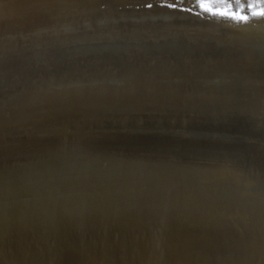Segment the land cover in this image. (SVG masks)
<instances>
[{
    "label": "rangeland",
    "instance_id": "1",
    "mask_svg": "<svg viewBox=\"0 0 264 264\" xmlns=\"http://www.w3.org/2000/svg\"><path fill=\"white\" fill-rule=\"evenodd\" d=\"M169 2L0 0V264L28 262L29 254L39 256L29 264H44L48 255L51 264H82L84 257L67 263L66 242L94 213L108 226L120 223L115 256L109 261L102 248L96 264H264V246L256 239L261 224L251 213L259 211L264 221V19L246 9L249 21L236 23L195 15V0H181L192 13L165 7ZM133 207L142 209L138 216Z\"/></svg>",
    "mask_w": 264,
    "mask_h": 264
},
{
    "label": "bare ground",
    "instance_id": "2",
    "mask_svg": "<svg viewBox=\"0 0 264 264\" xmlns=\"http://www.w3.org/2000/svg\"><path fill=\"white\" fill-rule=\"evenodd\" d=\"M89 1H90V0H89ZM124 2H125V1H124ZM182 2H183V1H182ZM4 17H5V16H4ZM247 56H248V55H247ZM249 57H250V55H249ZM251 57H252V56H251ZM251 57L248 58V59H251ZM253 59H254V58H253ZM249 62H250V61H249ZM253 63H254V60H253ZM251 64H252V62H251ZM251 64H250V65H251ZM249 81H250V80H249ZM254 82H255V81H254ZM242 84H243V83H242ZM252 84H253V83H252ZM154 85H155V84H154ZM246 85H247V84H246ZM253 85H254V84H253ZM248 86H249V85H248ZM248 86H246V87L248 88ZM154 87H155V86H154ZM207 87H209V86H207ZM207 87H206V88H207ZM249 87H250V86H249ZM155 88H156V87H155ZM145 89H146V88H145ZM209 89H210V88H209ZM248 89H249V88H248ZM152 93H153V92H152ZM165 93H166V92H165ZM179 93H180V92H179ZM179 93H178V94H179ZM157 94H158V93H157ZM172 94H173V93H172ZM151 95H152V94H151ZM155 95H156V94H155ZM180 95H181V94H180ZM156 96H157V95H156ZM159 96H160V95H159ZM167 96H169V95H167ZM167 96H165V97H167ZM175 97H176V96H175ZM157 98H158V97H157ZM151 102H152V101H151ZM151 102H150V103H151ZM150 103H149V104H150ZM117 165H119V164H117ZM119 166H120V165H119ZM51 167H52V166H51ZM47 168H48V167H47ZM124 168H125V167H124ZM135 168H136V167H135ZM135 168H134V169H135ZM125 169H126V168H125ZM130 169H131V168H130ZM134 169H133V170H134ZM121 170H122V168H121ZM131 170H132V169H131ZM141 170H142V169H141ZM145 170H146V169H145ZM139 171H140V169H139ZM142 171H143V170H142ZM142 171H140V172H142ZM150 171H152V170L150 169ZM95 172H96V171H95ZM127 172H128V171H126L125 173L128 175ZM130 172H131V171H130ZM136 172H137V171H136ZM145 172H147V171H145ZM148 172H149V171H148ZM116 173H117V172H116ZM118 173L120 174L121 172H118ZM133 173H134V172H132V173H130V174L132 175ZM143 173H144V172H143ZM155 173H156V172H155ZM113 174H114V173H113ZM134 174H135V173H134ZM134 174L132 175L133 178H134ZM139 174H140V173H139ZM141 174H142V173H141ZM146 174H147V173H146ZM150 174H151V172H150ZM152 174H153V173H152ZM159 174H160V173H159ZM159 174H158V176H159ZM78 175H79V174H78ZM121 175H125V174H122V173H121ZM144 175H145V174H144ZM148 175H149V174H148ZM216 175L218 176V174H216ZM132 176H131V177H132ZM136 176H137V175H136ZM138 176H139V175H138ZM153 176H154V175H153ZM161 176H162V175H161ZM217 176H216V177H217ZM221 176H222V175H221ZM99 177H100V176H99ZM113 177H114V176H113ZM128 177H129V176H128ZM139 177L142 178L143 175H142V177H141V176H139ZM148 177H150V176H148ZM148 177H147V178H148ZM151 177H152V175H151ZM154 177H155V176H154ZM156 177H157V176H156ZM156 177H155L154 179H156ZM73 178H74V177H73ZM125 178H127V177H125ZM136 178H138V177H136ZM143 178H144V177H143ZM157 178H158V177H157ZM207 178H208V177H207ZM207 178H206V180H207ZM210 178H211V177H210ZM210 178H209V179H210ZM212 178H213V176H212ZM212 178H211V179H212ZM60 179H61V178H60ZM122 179H123V178H122ZM144 179H145V178H144ZM152 179H153V177H152L150 180H152ZM154 179H153L152 181H154ZM161 179H162V178H161ZM79 180H80V178H79ZM139 180H140V179H139ZM139 180H138V181H139ZM145 180H146V179H145ZM147 180H149V179H147ZM165 180H166V178H165ZM141 181L144 182V180H141ZM168 181H169V180H168ZM209 181H210V180H209ZM211 181H212V180H211ZM211 181H210V182H211ZM146 182H147V181H146ZM149 182H150V181H149ZM149 182H147V183H149ZM198 182H199V181H198ZM210 182H209V183H210ZM144 183H145V182H144ZM153 183H156V182H153ZM202 183H204V184L206 183V184H207L208 181L205 182V180H204V182H202ZM164 184H166V183H164ZM173 184H174V181H173ZM149 185H151V183H150ZM149 185H147V186H149ZM152 185H153V184H152ZM154 185H155V184H154ZM209 185H211V184H209ZM209 185H203V186H205V188H206V186L209 187ZM228 185H229V184H228ZM165 186H166V185H165ZM172 186H173V185H172ZM194 187H195V186H194ZM211 187H213V186H211ZM217 187H218V186H217ZM217 187H216V188H217ZM219 187H220V186H219ZM219 187H218V189H219ZM226 187L228 188L229 186L226 185ZM169 188H170V187H169ZM224 188H225V187H224ZM227 188H226V189H227ZM231 188H232V187H231ZM4 189H5V188H4ZM175 189H176V188H175ZM211 189H212V188H211ZM221 189L224 190L222 187H221ZM226 189H225V190H226ZM232 189H233V188H232ZM170 190H171V189H170ZM215 190H216V189H215ZM215 190H214V191H215ZM236 190H237V189H236ZM230 191H231V189H230ZM233 191H235V189H234ZM0 192H2V191H0ZM221 192H222V191H221ZM231 192H232V191H231ZM237 192H239V191H237ZM237 192H235V193H237ZM224 193H225V192H224ZM233 193H234V192H233ZM233 193H232V194H233ZM240 193H241V192H240ZM0 194H1V193H0ZM216 194H217V193H216ZM220 194H221V193H220ZM232 194H230V195H231V196L235 195V194H233V195H232ZM241 194H242V193H241ZM241 194H240V196H241ZM2 195H3V194H2ZM213 195H214V193H213ZM217 195H219V194H217ZM223 195H224V194H223ZM225 195L227 196V195H229V194H225ZM225 195H224V196H225ZM238 195H239V194H238ZM187 196H188V195H187ZM191 196H192V195H191ZM219 196H220V199L222 200L221 195H219ZM226 196H225V197H226ZM242 196H243V195H242ZM229 197H230V196H229ZM234 197H235V196H234ZM234 197H233V198H234ZM215 198H216V197H215ZM233 198H232V199H233ZM236 198H238V196H237ZM236 198H235V199H236ZM247 198H248V197H247ZM5 199H6V198H5ZM184 199H185V197H184ZM191 199H192V198H191ZM191 199H190V200H191ZM193 199H194V198H193ZM223 199H224V197H223ZM228 199L230 200V198H228ZM232 199H231V200H232ZM235 199H234V200H235ZM240 199L242 200V197H241ZM240 199H238V202L240 201ZM245 199H246V197H244V200H245ZM248 199H249V198H248ZM248 199H247V200H248ZM1 200H2V199H1ZM3 200H4V199H3ZM187 200H189V199H187ZM187 200H184V201L187 202ZM217 200H219L218 197H217ZM225 200H227V199H225ZM225 200H224V201H225ZM229 200H228V201H229ZM184 201H183V202H184ZM219 201H220V200H219ZM224 201H223V204H224ZM60 202H61V201H60ZM191 202H192V201H190V204H192ZM193 202H194V201H193ZM220 202H222V201H220ZM235 202H236V201H235ZM235 202H234V203H235ZM238 202H237V203H238ZM246 202H247V201H246ZM180 203H181V202H179V204H180ZM188 203H189V202H188ZM232 203H233V202H232ZM240 203H243L242 206H241L242 208H243V205L245 206V204H246V203L244 204L243 201H241ZM249 203H250L249 205L252 207V206H253V205H251L252 202L250 201ZM226 204H227V203H226ZM57 205H58V204H57ZM59 205H60V203H59ZM64 205H65V204H64ZM229 205H230V204H229ZM232 205H233V204H232ZM235 205H236V203H235ZM247 205H248V204H247ZM177 206H178V205H177ZM181 206H183V205H181ZM184 206H185V205H184ZM184 206H183V208H184ZM187 206H188V204H187ZM187 206L185 207V209L188 208ZM190 206L192 207V205H190ZM190 206H189V207H190ZM230 206H231V205H230ZM236 206H237V205H236ZM236 206H235L236 211H237L239 208H241V207H239V208L237 209ZM239 206H240V204H239ZM171 207H172V206H171ZM198 207H199V206H198ZM227 207H228V205H227ZM227 207H226V209H227ZM233 207H234V206H233ZM247 207H248V206H247ZM255 207H256V205H255ZM255 207L253 206L254 209L257 208V207L255 208ZM60 208H61V207H60ZM139 208H140V207H139ZM160 208H161V207H160ZM160 208H158V209H160ZM173 208H174V207H173ZM178 208H179V207H178ZM193 208H194V207H193ZM199 208H200V207H199ZM245 208H246V207H245ZM245 208H243L244 211L246 210ZM249 208H250V207H249ZM249 208H247L248 211L250 210ZM158 209H157V210H158ZM165 209H167V208H165ZM165 209H164V211H166ZM168 209H169V208H168ZM176 209H177V208H176ZM180 209H182V208H180ZM190 209H191V211H192V208H190ZM224 209H225V208H224ZM231 209H233V208H231ZM243 209H242V211H243ZM251 209H252V208H251ZM254 209H253L252 211H254ZM58 210H59V209H58ZM130 210H131V209H130ZM133 210H134V207H133ZM138 210H142V209L140 208V209H137V210H136V208H135L134 211L137 212ZM154 210H155V209H154ZM171 210H172V209H171ZM171 210H170V211H171ZM173 210H174V209H173ZM173 210H172V212H173ZM196 210H197V209H196ZM196 210H193V212H195ZM219 210L221 211V210H223V208H222V209H219ZM229 210H230V208H229L228 210H226V212H229ZM240 210H241V209H240ZM256 210H258V209H256ZM131 211H132V210H131ZM131 211H130V212H131ZM164 211H161V212H164ZM167 211H168V210H167ZM170 211H169V212H170ZM183 211H184V210H183ZM185 211H186V210H185ZM185 211H184V212H185ZM191 211H190V213H191ZM200 211H202V210H200ZM210 211H211V209H210ZM213 211H215V210H213ZM213 211H212V212H213ZM232 211L234 212V210H232ZM232 211H230V212L232 213ZM250 211H251V210H250ZM66 212H67V211H66ZM66 212H65V213H66ZM96 212H97V211H96ZM123 212H125V211H122V212L120 213V215H121ZM126 212L128 213V211H126ZM126 212H125V213H126ZM132 212H133V211H132ZM135 212H133V213H135ZM138 212H140V211H138ZM138 212H137V215L135 214L136 216H138ZM155 212H156V211H155ZM159 212H160V211H159ZM172 212H170V213H172ZM177 212H179V211H177ZM184 212H182V215L184 214ZM186 212L188 213L189 210L186 211ZM193 212H192V214H197V213H198V212H197V213H193ZM203 212H204V211H203ZM203 212H202V215L204 214ZM223 212H224V210H223ZM237 212H239V210H238ZM125 213H124V215H125ZM127 213H126V214H127ZM133 213H132V215H134ZM145 213H147V211H146ZM148 213H149V211H148ZM152 213H153V212H152ZM152 213H150V214L152 215ZM166 213H167V212H166ZM170 213H169V214H170ZM174 213L176 214V210H175V212H173V214H174ZM219 213H220V212H219ZM242 213L246 215V212H245V213L242 212ZM251 213H254L256 217L258 216V219H259V220H258V223L261 224V229H258V233H257V238H256V239H258V240L260 241V243L264 246V236H263V237H262L261 235L258 236L259 234H264V221H263L262 218H261V217H262V213H260L259 211L251 212ZM63 214H64V213H63ZM68 214H69V213H68ZM87 214H88V213H87ZM139 214H140V213H139ZM156 214H158V213H156ZM159 214H163V213H159ZM167 214H168V213H167ZM175 214H174V215H175ZM192 214H190L191 217H192ZM198 214H201V213H198ZM205 214H206V213H205ZM213 214H214V213H213ZM213 214H212V215H213ZM215 214H216V211H215ZM223 214H224V213H223ZM243 214H242V215H243ZM59 215H60V214H59ZM76 215H77V214H76ZM115 215H116V214H113V217H114ZM124 215H123V217H124ZM128 215H129V214H128ZM135 215H134V216H135ZM145 215H146V214H145ZM151 215L148 216V214H147L145 217L148 216V217L151 218ZM165 215H166V214H165ZM170 215H172V214H170ZM170 215H169V216H170ZM177 215H178V214H177ZM177 215H176V216H177ZM182 215H181V216H182ZM190 215H189V213L187 214V216H190ZM217 215H219V214H217ZM220 215H221V213H220ZM225 215H227V214H225ZM225 215H223V216L225 217ZM228 215H229V214H228ZM242 215H241V216H242ZM249 215L252 216V214H250V212H249ZM249 215H246V217L249 216ZM63 216H64V215H63ZM66 216H68V215H66ZM74 216H75V215H74ZM87 216H88V215H87ZM107 216H108V215H107ZM111 216H112V215H111ZM125 216H126V215H125ZM130 216H131V215H129L128 217L130 218ZM134 216H133L132 218H134ZM143 216H144V213H143ZM143 216H142V217H143ZM158 216H159V215H158ZM179 216H180V215H179ZM181 216H180V217H181ZM184 216H185V214H184ZM184 216H182V217H184ZM187 216L184 218V220H186V218H187V219L190 218V217H187ZM195 216H196L197 219H198V215H195ZM204 216H205V215H203V217H204ZM214 216H216V215H214ZM237 216H240V215L238 214ZM241 216H240V217H241ZM251 216H250V217H251ZM69 217H70V216H69ZM80 217H81V216H78V219H80ZM116 217H117V215H116ZM119 217H122V216H119ZM128 217H127V218H128ZM139 217H140V216H139ZM160 217H161V218H162V217L165 218V217H167V216H164V215L161 216V215H160ZM173 217H174V216H173ZM210 217H213V216H210ZM216 217H217V216H216ZM220 217H221V216H220ZM232 217H233V215H232ZM234 217H235V216H234ZM246 217H244V215H243L242 218H246ZM250 217H249L248 221L250 220ZM252 217H253V216H252ZM66 218H68V217H65V219H66ZM76 218H77V217H76ZM81 218H83V217H81ZM111 218H112V217H111ZM150 218H149V220H150ZM152 218H154V217H152ZM156 218H157V217H156ZM156 218H155V219H156ZM158 218H159V217H158ZM158 218H157V220H158ZM170 218H171V217H170ZM174 218H175V217H174ZM177 218H178V216L176 217L175 222H177ZM194 218H195V217H194ZM200 218H201V216H200ZM205 218L207 219V214H206V217H205ZM221 218H222V217H221ZM226 218H227V217H226ZM228 218H229V217H228ZM237 218H238V217H237ZM242 218H240V220H241ZM69 219H70V218H68L67 221H68ZM78 219H76V220H78ZM87 219H88V220L86 221V223H84L82 226H80V227L76 226V227H74L73 231H70V233H72L71 237L74 238V239L71 240V241H69L68 238H67L68 241L66 240V241H67V242H66V249L68 250V253L70 252V253L67 254V255H70V254H71V256H70L71 258H69V259H72V261L67 262V259H66L65 261H66L67 263H70V262H76L77 258H82V257H84L83 259H85L86 261H85V260L82 261V264H96L95 261L97 260V258H98V260H99L100 257H101V256H100L101 253H100L99 255H97V252H99L102 248H103L102 250H104V255H103V256H107L106 258H108V260H109V258H112V257L115 256V255L113 256V252H114V249H115V246H116V236H117L116 234H118V233H117V232H118V229H117L118 227H116V226H118L120 223L117 225V223H118V222H117V223L115 224L114 227H112L113 225H112V226H110V225L108 226V225H107V224H108V223H107L108 221L105 220V218H103L101 215H99V214H95V213H94L93 215H91V216H88ZM114 219H116V218H114ZM121 219H122V218H121ZM142 219H143V218H142ZM146 219H147V218H146ZM180 219H181V218H180ZM190 219H191V218H190ZM190 219H189V220H190ZM208 219H209V216H208ZM214 219H216V221H217V218H214ZM63 220H64V218H63ZM70 220H71V219H70ZM108 220H109V219H108ZM123 220H124V219H123ZM125 220H126V218H125ZM131 220H132V219H131ZM144 220H145V219H144ZM147 220H148V219H147ZM151 220L153 221V219H151ZM159 220H160V218H159ZM159 220H158V221H159ZM164 220H165V219H163V222H164ZM178 220H179V219H178ZM181 220H182V219H181ZM181 220H179V221L181 222ZM192 220H193V219H192ZM192 220H191V221H192ZM222 220H223V219H222ZM222 220H221V221H222ZM225 220H226V219H225ZM230 220H233V219H230ZM236 220H237V219H236ZM238 220H239V218H238ZM238 220H237V221H238ZM245 220H246V219H245ZM59 221H60V219H59ZM67 221H66V223H67ZM112 221H113V220H112ZM118 221H119V220H118ZM127 221H129V220L127 219ZM155 221H156V220H155ZM158 221H156V222H158ZM160 221H161V220H160ZM169 221H170V220H167L168 223L165 222L166 224H169L168 227H170V225H172L171 223H169ZM186 221H187V220H186ZM191 221H190V222H191ZM195 221H196V220H195ZM198 221H199V220H198ZM198 221H196V222H198ZM200 221H202V219H201ZM205 221H206V220H205ZM207 221H208V222H207ZM207 221H206V222L209 224L210 220H207ZM212 221L214 222L213 219H212ZM212 221H211V223H213ZM227 221H228V220H227ZM227 221H226V223L228 224L229 222H227ZM234 221H235V220H234ZM243 221H244V219H243ZM259 221H260V222H259ZM43 222H44V221H43ZM48 222H49V221H48ZM48 222H47V223H48ZM56 222H57V220H56ZM69 222H70V221H69ZM115 222H116V221H115ZM125 222H126V221H125ZM134 222H135V221H133V223H134ZM138 222H139V221H138ZM145 222H146V226H145V227H147V226L149 225V222H147V221H145ZM172 222H173V220H172ZM175 222H174V223H175ZM182 222H183V221H182ZM190 222H189V224H190ZM206 222H204V223H206ZM232 222H233V221H232ZM235 222H236V221H235ZM251 222H252V219H251ZM60 223H61V224H62V223L64 224L65 222L63 221V222H60ZM66 223H65V224H66ZM71 223H72V222H71ZM71 223H69V224H71ZM76 223H77V222H76ZM131 223H132V222H131ZM135 223H136V222H135ZM143 223H144V221H143ZM147 223H148V225H147ZM159 223H160V222H158V224H159ZM165 223H164V224H165ZM186 223H188V221L185 222V224H186ZM191 223H193V222H191ZM194 223H195V222H194ZM194 223H193V224H194ZM202 223H203V221H202ZM217 223H218V221H217ZM240 223H241V222H240ZM244 223H245V222H243V225H242V226H244V225L246 224V223H245V224H244ZM253 223H255V222H254V219H253ZM40 224H42V222H41ZM65 224H64V225H65ZM81 224H82V223H81ZM129 224H130V223H129ZM139 224L142 225L140 222H139ZM153 224H154V223H153ZM153 224H152V225H153ZM161 224H163V223H161ZM161 224H160V225H161ZM164 224H163V225H164ZM185 224H184V225H185ZM189 224H187V225L189 226V228H190V226H191V228L194 227L193 224H192L193 227H192V225H189ZM198 224L202 225L201 223H198ZM214 224H216V223H214ZM223 224H224V223H223ZM223 224H222V225H223ZM232 224H233V223H232ZM234 224L236 225V223H234ZM238 224H239V223H238ZM247 224H248V222H247ZM249 224H250V223H249ZM5 225H6V224H5ZM32 225H33V224H32ZM36 225H37V224H36ZM38 225H39V224H38ZM43 225H44V224H43ZM64 225H63V226H64ZM131 225H132V224H131ZM152 225H151V228H152ZM155 225H156V223H155ZM163 225H162V227H163ZM176 225H178V223H177V224L175 223V226H176ZM182 225H183V224H182ZM187 225H186V226H187ZM200 225H199V226H200ZM209 225H210V224H209ZM219 225H220V224H219ZM40 226H41V227H40ZM40 226H39V227H40L39 229L42 228V225H40ZM49 226H50V224H49ZM51 226H52V225H51ZM122 226H123V225H122ZM126 226H128L127 223H126ZM132 226H133V225H132ZM132 226H131V227H132ZM143 226H144V225H143ZM143 226H142V227H143ZM156 226H157V225H156ZM156 226H155V228H156ZM158 226H159V225H158ZM195 226H197V225H195ZM199 226H198L197 228H199ZM206 226H207V225H206ZM206 226L204 225V227H206ZM210 226H211V228H212L213 224H211ZM210 226H209V228H210ZM215 226H216V225H215ZM225 226H226V225H225ZM242 226H241V227H242ZM248 226H249V225H248ZM250 226H251V225H250ZM250 226H249V227H250ZM56 227H57V226H56ZM60 227H61V225H60ZM66 227H67V225H66ZM131 227H130V228H131ZM139 227H140V226H139ZM142 227H141V228H142ZM145 227H144V228H145ZM149 227H150V225L146 228L147 231H148V229H150ZM160 227H161V226H160ZM162 227H161V228H162ZM164 227H165V226H164ZM164 227H163V229H161V228H160V229H161L162 231L165 229V231L168 232V230L166 229V228H167V225H166V228H164ZM180 227H181V226L176 227V228L181 229ZM183 227H184V226H183ZM221 227H223V226H221ZM221 227H220V229H221ZM231 227H232V226H231ZM231 227H230V228H231ZM235 227L237 228V226H235ZM235 227H234V228H235ZM238 227H240V226H238ZM241 227H240V228H241ZM245 227H246V226H245ZM245 227H244V228H245ZM249 227H248V229H249ZM29 228H30V227H29ZM57 228H58V227H57ZM68 228H69V227H68ZM122 228H123V227H122ZM125 228H126V227H125ZM133 228H134V227H133ZM172 228H173V229H171V228H169V229H171V230L173 231V233H174V230H175V229H174L173 226H172ZM186 228H187V227H186ZM189 228H187V231L185 230L187 233L190 231ZM215 228L217 229V227H215ZM223 228H224V227H223ZM228 228H229V227H228ZM230 228H229V229H230ZM232 228H233V227H232ZM234 228H233V229H230V230H233V231H234ZM254 228H255V225H254ZM21 229H22V228H21ZM27 229H28V228H27ZM32 229L34 230L35 228L33 227ZM36 229H37V228H36ZM39 229H37V230H39ZM49 229H50V228H49ZM61 229H62V228H61ZM64 229H65V227H64ZM69 229H70V228H69ZM123 229H124V228H123ZM158 229H159V228H158ZM158 229H156L157 232H158ZM183 229H184V228H183ZM188 229H189V231H188ZM193 229H194V228H193ZM203 229H204V228H203ZM207 229H208V228H207ZM207 229L205 228L204 231L207 230ZM216 229H215V230H216ZM25 230H26V229H24V232H23V231H22V232H23V233H26ZM41 230H42V229H41ZM52 230H53V228L51 229V231H52ZM62 230H63V229H62ZM62 230H61V231H62ZM128 230H129V228H128ZM128 230H127V231H128ZM200 230H201V229H200ZM215 230L212 229V231H215ZM217 230H219V229H217ZM217 230H216V231H217ZM221 230H222V229H221ZM238 230H240V229L237 228V231H238ZM242 230H243V229H242ZM254 230H256V229H254ZM254 230H253V231H254ZM26 231H29V230H26ZM44 231H46V230H44ZM68 231H69V230H68ZM119 231H120V230H119ZM134 231H136V230H134ZM142 231H143V230H142ZM179 231H180V230H179ZM198 231H199V230H197V232H196V231H195V232L198 233ZM204 231H201L202 234L204 233ZM224 231H225V228H224ZM224 231H222V232H224ZM226 231H227V230H226ZM226 231H225V232H226ZM248 231H250V230H248ZM11 232H12V231H11ZM13 232H15V230H14ZM20 232H21V231H20ZM22 232H21V234H22ZM30 232H32V231H30ZM33 232H34V231H33ZM40 232H41V231H40ZM49 232H50V230H49ZM49 232H48V234H49ZM62 232H63V231H62ZM64 232H66V231L64 230ZM64 232H63L64 235L61 234L63 237L70 236V235H68L67 233H64ZM144 232H145V231H144ZM144 232H143V233H144ZM152 232H153V230H152ZM154 232H155V231H154ZM159 232H161V231H159ZM169 232H171V231L169 230ZM169 232H168V233H169ZM175 232H176V231H175ZM186 232H184V233L186 234ZM190 232H191V231H190ZM190 232H189V235L192 234V233H190ZM195 232L193 231V233H195ZM210 232H211V231H210ZM219 232H220V231H219ZM234 232H236V231H234ZM255 232H256V231H255ZM9 233H10V232H9ZM52 233H53V232H52ZM60 233H61V232H60ZM120 233H121V232H120ZM136 233H137V232H135V234H136ZM149 233H151V230L149 231ZM161 233H162V232H161ZM173 233H171V235H172ZM178 233H180V232H176L175 234L177 235ZM181 233H182V232H181ZM181 233H180V234H181ZM199 233H200V232H199ZM205 233H206V232H205ZM217 233H218V232H217ZM227 233H228V232H227ZM231 233H233V232L231 231V232H230V235H231ZM237 233H238V232H237ZM239 233H241V232H239ZM239 233H238V234H239ZM243 233H244V232H243ZM252 233H253V232H252ZM12 234H14V233H12ZM16 234H18V232H17ZM21 234H20V236H21ZM36 234H38V233H36ZM56 234H57V232H56ZM152 234H153V236L155 235L154 233H152ZM156 234H157V233H156ZM175 234H174V235H175ZM185 234H184V235H185ZM207 234H208V233H207ZM207 234H205V236H206ZM209 234H210V233H209ZM209 234H208V235H209ZM222 234H223V233H222ZM224 234H225V233H224ZM241 234H242V233H241ZM0 235H1V234H0ZM2 235H3V233H2ZM5 235H6V233H5ZM14 235H15V234H14ZM22 235H23V234H22ZM24 235L28 236L27 233L24 234ZM29 235H30V233H29ZM51 235H52V234H51ZM51 235H50V236H51ZM65 235H66V236H65ZM137 235H138V234H137ZM144 235H145V234H144ZM163 235H164V234H163ZM163 235H162L161 237H163V241H164V239L167 237V235L165 236V238H164ZM178 235H179V234H178ZM192 235H193V234H192ZM210 235H211V234H210ZM218 235H219V233H218ZM10 236H12L13 238H15V237H14L13 235H11V234H10ZM15 236H16V238H17V235H15ZM18 236H19V235H18ZM44 236H45V235H44ZM134 236H135V235H134ZM146 236H147V235H145V239L148 238V237L146 238ZM148 236H149V235H148ZM150 236H152V235L150 234ZM169 236H170V235L168 234V237H169ZM194 236H195V235H193V237H194ZM205 236H204V237H205ZM214 236H215V235H214ZM214 236H213V237H214ZM216 236H217V235H216ZM22 237H23V236H22ZM22 237H21V239H22ZM24 237H25V236H24ZM24 237H23V238H24ZM41 237H42V236H41ZM53 237H54V236H53ZM60 237H61V236H60ZM117 237H118V236H117ZM129 237H130V236H129ZM156 237L158 238L159 236L156 235ZM161 237H160V238H161ZM168 237H167V238H168ZM183 237H184V236H183ZM185 237L188 238V240L185 239V238H184L183 240H187V241L190 240V239H189V236H188V237L185 236ZM193 237H190V238H192L191 240H193ZM199 237H200V235H199ZM199 237H198V241H200L199 239L201 238V237H200V238H199ZM208 237H209V236H208ZM208 237H206V238H208ZM235 237H236V236H235ZM237 237H238V236H237ZM5 238H8V237H5ZM19 238H20V237H19ZM25 238H26V237H25ZM30 238H31V237H30ZM30 238H29V239H30ZM35 238H36V237H35ZM44 238H45V237H44ZM46 238H47V237H46ZM124 238H125V237H124ZM143 238H144V237H143ZM151 238H155V236H154V237H151ZM151 238H150V240H151ZM157 238H155V239L158 240ZM176 238H177V240H178V236H177ZM179 238H180V236H179ZM194 238H195V237H194ZM196 238H197V237H196ZM206 238H205V240H207ZM211 238H212V237H211ZM216 238H217V237H216ZM216 238H215V239H216ZM225 238H226V237H225ZM225 238H224V239H225ZM228 238H230V237H228ZM241 238H242V236H241ZM253 238H254V237H253ZM1 239H2V238H1ZM3 239H4V238H3ZM3 239L0 240V241H5V240H3ZM9 239H10V238H9ZM27 239H28V238H27ZM31 239H32V238H31ZM31 239H30L29 241H31ZM169 239H172V238H169ZM203 239H204V238H203ZM233 239H235V238H233ZM238 239H239V238H238ZM242 239H243V238H242ZM249 239H250V238H249ZM7 240H8V239H7ZM10 240H11V239H10ZM12 240H15V239H12ZM19 240H20V239H18V241H19ZM24 240H25V239H24ZM35 240H36V239H35ZM41 240H44V241H45V239H41ZM52 240H54V238H52ZM60 240H61V239H60ZM62 240H63V242H65V241H64V240H65L64 238H63ZM75 240L78 241L76 244H79V245H77V246H78L77 248H79V249H77V248L75 247V246H76V244H75ZM142 240H143V239H142ZM147 240H149V239H147ZM147 240H145L144 244L146 243ZM183 240H182V241H183ZM194 240H195V239H194ZM236 240H237V239H236ZM258 240H257V241H258ZM29 241H28V242H29ZM36 241H37V240H36ZM58 241H59V240H58ZM153 241H154V239H153ZM161 241H162V240H161ZM163 241H162V242H163ZM167 241H168V240H167ZM171 241H172V240H170L169 243H172ZM175 241H176V240H175ZM180 241H181V240H180ZM195 241H197V239H196ZM198 241H197V242H198ZM201 241H202V240H201ZM214 241H215V240H214ZM217 241H218V240H217ZM223 241H224V240H223ZM233 241H234V240H233ZM241 241H242V240H241ZM7 242H8V241H7ZM7 242H6V243H7ZM9 242H10V241H9ZM9 242H8V244H9ZM22 242H23V241H22ZM37 242H38V241H37ZM39 242H40V241H39ZM39 242H38V243H39ZM52 242H53V241H52ZM56 242H57V241H56ZM63 242L61 241V243H63ZM118 242H119V241H118ZM132 242H133V241H132ZM165 242H166V241H164L163 244H165ZM183 242H184V241H183ZM183 242H181V244H182ZM203 242H204V241H203ZM210 242H213V240L210 241ZM210 242H209V243H210ZM221 242H222V241H221ZM224 242H225V241H224ZM224 242H222V243H224ZM238 242H239V241H238ZM0 243H1V242H0ZM11 243H12V242H11ZM11 243H10V244H11ZM15 243H16V242H15ZM15 243H14V242L12 243V244H13V247H14ZM24 243H25V242H24ZM41 243H42V241H41ZM41 243H40V244H41ZM44 243H45V242H44ZM48 243H50V242H48ZM54 243H55V242H54ZM57 243H59V242H57ZM61 243H60V244H61ZM72 243H74L75 246H72ZM142 243H143V242H142ZM158 243H159V242H158ZM160 243H161V242H160ZM169 243H168V246L170 245ZM193 243H194V242H193ZM200 243H201V242H199L198 244H200ZM206 243H207V242H206ZM1 244L3 245L4 243H1ZM16 244H17V243H16ZM20 244H21V243H19V245H20ZM26 244H28V243H26ZM26 244H25V245H26ZM32 244H33V246H34V242H33ZM40 244H39V245H40ZM45 244H46V243H45ZM51 244H52V243H51ZM118 244H119V243H118ZM137 244H138V243H137ZM156 244H157V242H156ZM174 244L177 245L178 242H177V243H174ZM183 244H184V243H183ZM189 244H190V243H189ZM191 244H192V242H191ZM194 244H195V243H194ZM196 244H197V243H196ZM198 244H197V245H198ZM210 244H211V243H210ZM212 244H213V243H212ZM212 244H211V245H212ZM2 245H0V247H1ZM36 245H37V244H36ZM70 245H71V246H70ZM120 245H121V244H120ZM132 245H133V244H132ZM145 245H146V244H145ZM185 245H186V243H185ZM197 245H196V246H197ZM211 245H210V246H211ZM221 245H222V244H221ZM238 245H239V244H238ZM244 245H245V244H244ZM255 245H256V244H255ZM3 246H4V245H3ZM6 246H7V245H6ZM6 246H5V247H6ZM17 246H18V245H17ZM21 246H24V244H23V245L21 244ZM21 246H19V247H21ZM27 246H28V245H26V247H27ZM30 246H32V245H30ZM40 246H43V245L41 244ZM44 246H45V245H44ZM48 246H49V245H48ZM48 246H47V247H48ZM51 246H52V245H51ZM53 246H54V245H53ZM55 246H56V245H55ZM61 246H63V245L61 244ZM130 246H131V245H130ZM160 246H161V245H160ZM178 246H180V245H177V247H178ZM192 246H194V245H191V247H192ZM196 246H195V247H196ZM210 246H209V249H210ZM5 247H4V249L2 248L3 251L5 250ZM10 247L12 248V245H11ZM19 247H15V248H19ZM24 247H25V246H24ZM35 247H36V246H35ZM37 247H38V246H37ZM45 247H46V246H45ZM57 247H58V246H57ZM69 247H70V248H69ZM121 247H122V246H121ZM143 247H144V246H143ZM143 247H142V248H143ZM148 247H149V245H148ZM161 247H162V246H161ZM170 247H171V245H170ZM175 247H176V246H175ZM213 247H215V246L213 245ZM251 247H252V246H251ZM8 248H9V245H8ZM15 248H14V249H15ZM21 248H22V247H21ZM43 248H44V247H43ZM51 248H52V247H51ZM62 248L64 249V247H62ZM128 248H129V247H128ZM145 248H146V247H145ZM151 248H152V247H151ZM156 248H157V247H156ZM168 248H169V247H168ZM179 248H180V247H179ZM179 248H178V249H179ZM200 248H201V247H200ZM215 248H216V247H215ZM221 248L224 249L223 246H221ZM242 248H243V247H242ZM2 249H1V250H2ZM19 249H20V248H19ZM24 249H25V248H24ZM27 249H29V248H27ZM27 249H26V250H27ZM32 249H33V248H32ZM32 249H31V250H32ZM44 249H46V248H44ZM58 249H60V248L58 247ZM73 249H74V250H73ZM159 249H162V248H159ZM196 249H197V247H196ZM209 249H208V250H209ZM213 249H214V248H213ZM20 250H21V249H20ZM29 250H30V249H29ZM29 250H28V251H29ZM35 250H36V249H35ZM38 250H39V249H38ZM46 250H47V249H46ZM50 250H51V249H50ZM50 250H49V251H50ZM54 250H56V252L58 251L56 248H55ZM72 250H73V251H72ZM115 250H116V249H115ZM121 250H122V249H121ZM162 250H163V249H162ZM171 250H172V249H171ZM179 250H180V249H179ZM198 250H199V249H198ZM200 250H202V249H200ZM215 250H216V249H215ZM3 251H2V252H3ZM16 251H17V250H15V252H16ZM18 251H19V250H18ZM24 251H25V250H24ZM33 251H34V250H33ZM51 251H52V250H51ZM61 251H62V249H61ZM61 251H60V253H58V254H61ZM64 251H65V249H64ZM64 251H63V252H64ZM117 251H118V250H117ZM216 251H217V250H216ZM216 251H215V252H216ZM4 252H5V251H4ZM13 252H14V251H12V253H13ZM15 252H14V253H15ZM26 252H27V251H26ZM30 252H31V251H29V253H30ZM36 252H37V250L35 251V254H34V252H33L32 254H34V255H36V256L39 255V254H36ZM95 252H96V253H95ZM101 252H102V251H101ZM161 252H162V251H161ZM161 252H160V253H161ZM217 252H220V251H217ZM7 253H8V252H7ZM14 253H13V254H14ZM18 253H19V252H18ZM21 253L24 254V253L22 252V250H21ZM27 253H28V252H27ZM51 253H52L53 256H54V257H52V259L55 258V255H54L55 253H53V252H51ZM51 253L49 252L50 255H51ZM102 253H103V252H102ZM152 253H154V252H152ZM190 253H191V252H190ZM202 253H203V251H202ZM0 254H2V253H0ZM5 254H6V253H5ZM9 254L11 255V253H9ZM25 254H26V253H25ZM40 254H41V253H40ZM43 254L45 255V253H43ZM62 254H64V253H62ZM119 254H120V253H119ZM148 254H149V253H148ZM156 254H157V253H156ZM174 254H175V253H174ZM180 254H181V253H180ZM184 254H185V252H184ZM186 254H187V253H186ZM196 254H197V252H196ZM196 254H195V256H196ZM200 254H201V252H200ZM219 254H220V253H219ZM3 255H4V253H3ZM3 255H1V256L3 257ZM17 255H18V254H17ZM19 255H21V254H19ZM29 255H30V256H29ZM29 255H28L29 257H32L31 254H29ZM47 255H48V253H47ZM47 255H45V256H47ZM116 255H117V254H116ZM131 255H132V254H131ZM177 255H178V254H177ZM203 255H204V254H203ZM212 255H213V254H212ZM1 256H0V259H1ZM7 256H8V255H7ZM11 256H13V255H11ZM14 256H16V255H14ZM22 256H24V255H22ZM42 256H43V255H42ZM42 256L40 257L41 259H43V257H45V256H43V257H42ZM64 256H65V255H64ZM216 256H217V255H216ZM226 256H228V255H226ZM16 257H17V256H16ZM25 257H27V256L25 255L24 258H25ZM29 257L26 258V259H28V262H25V261H24V262H22V264H29V263H30V261H29ZM33 257H35V256H33ZM33 257H32V258H33ZM38 257H39V256L35 257V259H33V260H34V261L36 260V262H37ZM56 257H57V256H56ZM211 257H212V256H211ZM233 257H234V256H233ZM18 258H19V257H18ZM40 258H39V259H40ZM46 258H47V257H45L44 259H46ZM50 258H51V256L49 257V255H48V259H49V260H50ZM101 258H104V257H101ZM106 258H105V259H106ZM146 258H148V257H146ZM177 258H178V256H177ZM196 258H197V257H196ZM243 258H244V256H243ZM247 258H248V257H247ZM9 259H10V258H9ZM13 259H14V258H13ZM13 259H12V260H13ZM26 259H25V260H26ZM41 259H40V260H41ZM55 259H56V258H55ZM57 259H58V258H57ZM61 259H62V258H61ZM63 259H64V257H63ZM95 259H96V260H95ZM217 259H219V258L217 257ZM6 260H7V259H6ZM14 260H16V259H14ZM49 260L45 261L44 264H51V263L54 261V260H53V261L50 262ZM73 260H75V261H73ZM81 260H82V259H81ZM81 260H79L78 262H81ZM94 260H95V261H94ZM98 260H97V261H98ZM102 260H103V259H102ZM108 260H107V261H108ZM149 260H150V259H149ZM200 260H201V259H199V261H200ZM3 261H4V258H3ZM16 261H17V263H18V260H16ZM21 261H22V259H21ZM42 261H43V260H42ZM62 261H63V260H62ZM99 261H101V259H100ZM99 261H98V262H99ZM104 261H105V260H104ZM104 261H103V263H104ZM109 261H112V260H109ZM197 261H198V260H197ZM19 262H20V261H19ZM40 262H41V261H40ZM101 262H102V261H101ZM105 262H106V261H105ZM176 262H177V261H176ZM0 263H1V262H0ZM9 263H10V262H9ZM11 263H12V262H11ZM13 263H14V262H13ZM15 263H16V262H15ZM15 263H14V264H15ZM38 263H39V262H38ZM56 263H57V262H56ZM113 263H114V262H113ZM3 264H4V263H3ZM6 264H7V263H6ZM32 264H33V263H32ZM36 264H37V263H36ZM41 264H42V263H41ZM54 264H55V263H54ZM59 264H60V263H59ZM62 264H64V263H62ZM65 264H66V263H65ZM97 264H98V263H97ZM99 264H100V263H99ZM221 264H222V263H221Z\"/></svg>",
    "mask_w": 264,
    "mask_h": 264
},
{
    "label": "snow or ice",
    "instance_id": "3",
    "mask_svg": "<svg viewBox=\"0 0 264 264\" xmlns=\"http://www.w3.org/2000/svg\"><path fill=\"white\" fill-rule=\"evenodd\" d=\"M164 6L169 9L193 12L191 7H181V0H172ZM147 7L151 8L152 4H148ZM195 7L199 9L195 12L197 16L206 14L210 17L231 20L236 23L249 21V16L244 14L246 9L250 11L252 17L264 19V0H246L244 4L241 3V0H235V4L230 0H195Z\"/></svg>",
    "mask_w": 264,
    "mask_h": 264
}]
</instances>
